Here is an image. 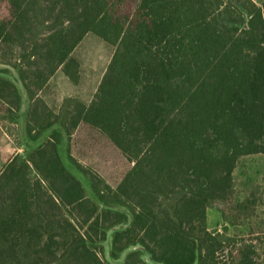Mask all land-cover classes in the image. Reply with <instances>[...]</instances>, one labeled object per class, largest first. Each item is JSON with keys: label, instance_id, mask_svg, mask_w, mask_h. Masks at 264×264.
Here are the masks:
<instances>
[{"label": "trees", "instance_id": "obj_1", "mask_svg": "<svg viewBox=\"0 0 264 264\" xmlns=\"http://www.w3.org/2000/svg\"><path fill=\"white\" fill-rule=\"evenodd\" d=\"M88 34L114 54L92 101L55 113L38 95L58 70L80 81ZM1 64L4 117L34 146L0 171V264H152L138 246L228 264L207 211L256 210L255 192L233 205L234 171L264 154V1L0 0ZM83 129L131 163L116 187L74 154ZM259 248L243 240L230 264H264Z\"/></svg>", "mask_w": 264, "mask_h": 264}, {"label": "rangeland", "instance_id": "obj_2", "mask_svg": "<svg viewBox=\"0 0 264 264\" xmlns=\"http://www.w3.org/2000/svg\"><path fill=\"white\" fill-rule=\"evenodd\" d=\"M254 1L261 5L264 0ZM114 51L115 47L102 38L88 34L73 52V57L80 62V81L75 84L62 70H58L51 78L49 86L40 92L38 97H42L56 112L60 110L63 100L68 96L77 97L88 105L95 96ZM6 66L8 65L1 64L0 68ZM12 71L18 78L17 71L15 69ZM18 84L22 86L19 80ZM25 109L27 110V107ZM5 115L6 108L0 105V171L5 163L17 155L25 154L30 146H34L27 141L25 143L21 126L11 124L5 119ZM32 117L33 115H30L29 119L32 120ZM75 140L77 144L74 154L78 159L114 187L132 167L131 163L113 146L94 132L83 129L77 133ZM20 143L23 144L22 147H19ZM234 179L237 194L233 205L244 200L252 192H255L258 201L254 215L245 221L240 218L241 220L235 224L231 220V222L225 221L222 216L223 210L229 215L233 214L228 207L208 209V230L212 233H223L233 239V242L217 255L218 261L230 264L243 240L253 241L260 246L259 254L262 261L264 259V154L244 156L234 171ZM257 237H263V240Z\"/></svg>", "mask_w": 264, "mask_h": 264}, {"label": "water", "instance_id": "obj_3", "mask_svg": "<svg viewBox=\"0 0 264 264\" xmlns=\"http://www.w3.org/2000/svg\"><path fill=\"white\" fill-rule=\"evenodd\" d=\"M19 81H20V80H19ZM20 83H21V82H20ZM21 85H22V84H21ZM20 88L23 90V86H20ZM135 249H143V250L146 252L147 257H148L149 261H150L152 264H162V263L157 262V261L153 258V256L151 255V253H150L145 247H143V246H138V247H135Z\"/></svg>", "mask_w": 264, "mask_h": 264}, {"label": "crops", "instance_id": "obj_4", "mask_svg": "<svg viewBox=\"0 0 264 264\" xmlns=\"http://www.w3.org/2000/svg\"><path fill=\"white\" fill-rule=\"evenodd\" d=\"M57 73V72H56ZM64 73V72H63ZM65 74V73H64ZM67 77V76H66ZM68 78V77H67ZM69 79V78H68ZM70 80V79H69ZM71 81V80H70ZM72 82V81H71ZM76 84V83H75ZM68 97H73V96H68ZM42 98V97H41ZM77 98V97H76ZM43 99V98H42ZM44 100V99H43ZM45 101V100H44ZM64 101V100H63ZM46 102V101H45ZM46 104L52 109V107L46 102ZM62 105H63V103H62ZM62 105H61V107H62ZM61 107H60V110H61ZM53 111H54V109H52ZM60 110L58 111V112H56V111H54L55 113H59L60 112Z\"/></svg>", "mask_w": 264, "mask_h": 264}]
</instances>
